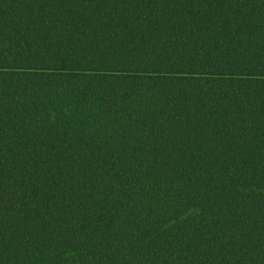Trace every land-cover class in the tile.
Returning <instances> with one entry per match:
<instances>
[{
    "label": "trees",
    "instance_id": "1",
    "mask_svg": "<svg viewBox=\"0 0 264 264\" xmlns=\"http://www.w3.org/2000/svg\"><path fill=\"white\" fill-rule=\"evenodd\" d=\"M0 264H264V0H0Z\"/></svg>",
    "mask_w": 264,
    "mask_h": 264
}]
</instances>
